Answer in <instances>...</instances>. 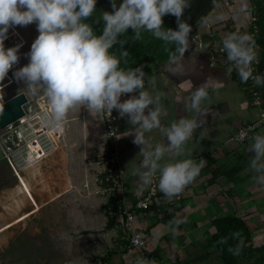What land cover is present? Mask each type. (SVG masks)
<instances>
[{
	"label": "crops",
	"instance_id": "obj_1",
	"mask_svg": "<svg viewBox=\"0 0 264 264\" xmlns=\"http://www.w3.org/2000/svg\"><path fill=\"white\" fill-rule=\"evenodd\" d=\"M245 1L249 4L248 0ZM240 2L219 0L205 15L189 36V48L183 57V75L171 74L167 60L153 63L150 76L144 78V90L153 97L159 96L163 109L161 128L144 133L153 148L157 144L167 145L163 129L169 128L174 121L181 117H197L188 99L191 91L206 84L209 92V98L202 105L209 113L199 117L206 122L186 143L184 153L179 156L166 153L160 161L163 165L193 159L199 164L203 159L200 174L172 199L166 198L158 188L159 172L151 183L163 196V204L158 209L151 208L145 221L147 249L158 264H222L210 243V236L215 231L211 220L231 213L240 214L234 204L237 200L233 201L231 196L242 189L238 182L243 168L238 165L243 163L241 158L249 148L225 145L219 150L218 147L241 122L254 118L255 110L248 106L238 77L229 74L221 62L212 63L210 53L213 42L217 41L203 42L204 36H214L222 42L234 29L244 26L237 17L244 6ZM241 12L243 17H248L251 11ZM7 36L5 48L21 45L16 65H26L29 62L27 53L38 36L36 24L10 28ZM16 65L5 80L0 81L3 101L22 86L29 106L37 108L42 99L51 116V106L43 89L34 94L29 91L25 82L14 76ZM133 94L122 96L121 101ZM60 126V136L45 156L21 161L17 159L19 149L15 147L10 154L11 164L2 156L1 137L7 131L0 129V256L9 252L14 243L39 242L40 239L44 242L43 237H47L48 244L57 242L60 235L73 241L82 238L93 248L99 241H111L116 219L110 211L115 210V206L100 193L97 183L101 170L97 154L101 150L104 132L102 118L96 112L77 106L68 112ZM118 127L125 197L138 198L151 184L145 186L140 180L139 173L146 169L141 167L144 157L140 146L133 143L136 126L129 123L127 116H119ZM213 149L217 150L212 153ZM238 154L242 155L239 160ZM177 219L182 221L178 228L172 223ZM108 222H111L109 226ZM245 222L251 230L253 246H264V230Z\"/></svg>",
	"mask_w": 264,
	"mask_h": 264
},
{
	"label": "clouds",
	"instance_id": "obj_2",
	"mask_svg": "<svg viewBox=\"0 0 264 264\" xmlns=\"http://www.w3.org/2000/svg\"><path fill=\"white\" fill-rule=\"evenodd\" d=\"M95 5L96 0H0V81L5 80L19 61L21 45L4 46L9 29L35 23L38 36L27 53L29 62L14 76L24 81L33 94L43 89L51 106V118L46 123L59 127L68 112L77 106L109 115L117 110L121 118L127 116L129 123L136 126L133 143L140 146L144 157L141 167L146 170L139 173L142 184L150 185L159 172L158 188L166 198L172 199L194 182L204 160L198 164L193 159H183L163 165L160 161L166 153L182 155L186 143L206 122L199 117L209 113L202 108L209 98L208 87L201 84L188 97L197 117H181L174 121L169 128L163 129L167 145L157 144L153 148L144 133L161 128L163 109L159 96L153 97L144 90L145 72L141 67L120 68V59L109 49L117 44L123 47L127 41L118 37L129 28L134 32L132 39L135 41L142 38L143 31L150 32L156 39L176 45L175 52H169L168 68L173 75H183V57L189 48L192 28L181 17L191 6V0H122L119 7L116 0H111L113 11L102 13L105 26L101 35H95L91 25L84 22L95 12ZM245 10L246 4L241 8ZM169 14L176 18V30L163 27L162 18ZM222 45L242 82L252 79L256 86H264V76L254 75L253 65L259 60L252 34L231 33L222 40ZM121 55L127 56V51H122ZM232 70L229 68V73ZM126 94L133 95L121 101ZM3 97L0 87V113L3 112ZM253 140L254 156L250 167L259 174L253 180L264 185V134L256 135ZM181 222L179 219L172 221L177 228ZM242 245L241 239L236 248L229 251L238 255ZM138 264L152 262L141 258Z\"/></svg>",
	"mask_w": 264,
	"mask_h": 264
},
{
	"label": "built area",
	"instance_id": "obj_3",
	"mask_svg": "<svg viewBox=\"0 0 264 264\" xmlns=\"http://www.w3.org/2000/svg\"><path fill=\"white\" fill-rule=\"evenodd\" d=\"M248 18L249 22L243 31L238 32L239 28H236L232 33H250L255 38L256 27L253 24L254 18L251 12ZM256 45L259 62L253 65L254 75H262L259 71L261 48L257 42ZM210 59L212 63L221 62L227 71L229 68L233 69L229 74L237 75L240 90L246 97L248 106L251 110H255V117L241 122L218 149L222 150L225 145L251 149L254 142L253 138L258 134H264V93L262 86H256L252 79L246 83L241 81L234 64L227 59V53L223 50L222 42H213ZM98 114L102 118L104 132L101 150L97 154L98 163L101 167L97 183L100 193L106 195L115 206V210L110 211V213L115 217L117 226L122 233L119 243H124L121 247V254L125 259L124 264H138L141 258L151 261L152 264H158L156 257L147 249L145 221L151 208L158 209L163 204V196L151 184L142 196L126 199V182L119 151V116L116 110H113L111 115L107 112ZM50 118V109L42 99L41 105L37 108L28 106L27 112L15 121L16 125L13 127H10L11 124L8 125L10 129L6 130V134L1 137L3 158L11 164L10 154L15 147L17 150L19 149L17 159L21 161L27 160L28 157L32 160H38L51 151L60 136L61 126L55 127L46 123ZM6 136L9 139L5 138ZM12 136L15 138L13 139ZM215 150L217 149H213L212 153ZM257 189L264 193V185L259 184Z\"/></svg>",
	"mask_w": 264,
	"mask_h": 264
},
{
	"label": "trees",
	"instance_id": "obj_4",
	"mask_svg": "<svg viewBox=\"0 0 264 264\" xmlns=\"http://www.w3.org/2000/svg\"><path fill=\"white\" fill-rule=\"evenodd\" d=\"M219 0H191V6L184 10L181 19L190 24L192 31L190 36L195 32L205 15ZM251 6V14L254 18L253 24L256 27L255 40L261 48L259 71L264 76V0H248ZM122 0H116L117 7ZM112 12L111 0H96L95 12L88 20L93 28L95 35H101L104 28L102 19L103 12ZM163 27L165 29H177L176 18L172 15H165L163 18ZM134 32L131 28L118 39L127 42L121 46L114 45L109 52L115 54L120 59V68L124 70L141 67L147 78L151 74V66L153 63H163L169 60V52H175V44H166L156 39L150 32L143 31L142 38L138 41L132 39ZM208 40H220L214 36H204L203 42ZM168 49V51H166ZM122 51H127V56H122ZM237 78V75H234ZM264 93V86H262ZM111 222H108V226ZM215 231L210 236V243L218 253L222 264H238L239 256H246L253 260V264H264V246H253L251 242V230L245 220L235 213L225 216L214 217L211 220ZM234 234H239L234 236ZM242 239L243 245L238 255H234L229 249H235ZM221 240H226L221 243ZM115 251V250H114ZM113 253V252H112ZM112 253H107L105 257L100 259V264H105L110 259Z\"/></svg>",
	"mask_w": 264,
	"mask_h": 264
},
{
	"label": "rangeland",
	"instance_id": "obj_5",
	"mask_svg": "<svg viewBox=\"0 0 264 264\" xmlns=\"http://www.w3.org/2000/svg\"><path fill=\"white\" fill-rule=\"evenodd\" d=\"M240 4L245 5L246 1L241 0ZM246 5L247 11H251V6L249 4ZM237 17L244 24V26L238 27V32H240L246 28L249 18L247 16L243 17L240 10L237 13ZM203 27L204 23L201 24L200 28L202 29ZM26 62L25 60L24 63ZM23 66L25 65H16V70L14 71ZM14 125H16V122L12 123L10 127ZM10 127L7 126L3 129L8 130ZM238 156L237 160L242 157L241 154H238ZM253 156L254 153L249 148V152L246 153L245 157L241 158L243 163L238 166L243 169L238 185L242 189L236 195L231 196V198L233 201L237 200L234 204L235 207L238 206L236 211L238 214L240 213L239 216L241 218L249 222V224H253V226L256 225L258 229L264 230V193L257 189L259 183L253 180L254 176L259 175L250 167V161ZM243 174L244 178H242ZM120 237H122V233L115 222L114 231L111 232L110 243L107 242V239L103 242L99 241L97 244L95 243L94 248L89 244H85L82 238H77L73 241V239L62 235L57 237V242L55 241L51 244L47 243V237H43L45 239L44 242H41L40 239L39 242L14 243L11 245L9 252L0 256V264H100V259L109 252L113 253L105 264H124L125 259L121 254V247H123L124 243H119L121 241ZM252 262L253 260L246 256H239L238 258V264H253Z\"/></svg>",
	"mask_w": 264,
	"mask_h": 264
},
{
	"label": "water",
	"instance_id": "obj_6",
	"mask_svg": "<svg viewBox=\"0 0 264 264\" xmlns=\"http://www.w3.org/2000/svg\"><path fill=\"white\" fill-rule=\"evenodd\" d=\"M17 89V92L3 101V112L0 113V129L12 124L27 112L29 106L27 97L21 90L22 86Z\"/></svg>",
	"mask_w": 264,
	"mask_h": 264
},
{
	"label": "bare ground",
	"instance_id": "obj_7",
	"mask_svg": "<svg viewBox=\"0 0 264 264\" xmlns=\"http://www.w3.org/2000/svg\"><path fill=\"white\" fill-rule=\"evenodd\" d=\"M12 138L14 139L15 137H14V136H12Z\"/></svg>",
	"mask_w": 264,
	"mask_h": 264
}]
</instances>
